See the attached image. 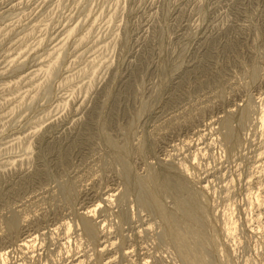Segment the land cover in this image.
<instances>
[{
  "label": "rangeland",
  "instance_id": "374dc122",
  "mask_svg": "<svg viewBox=\"0 0 264 264\" xmlns=\"http://www.w3.org/2000/svg\"><path fill=\"white\" fill-rule=\"evenodd\" d=\"M170 217L264 264V0H0V264H192Z\"/></svg>",
  "mask_w": 264,
  "mask_h": 264
},
{
  "label": "bare ground",
  "instance_id": "6f19581e",
  "mask_svg": "<svg viewBox=\"0 0 264 264\" xmlns=\"http://www.w3.org/2000/svg\"><path fill=\"white\" fill-rule=\"evenodd\" d=\"M78 105V104H77ZM219 120V119H218ZM226 127V126H225ZM18 140V139H17ZM152 181V180H151ZM144 193V192H143ZM152 202H155V200H151ZM93 212V211H92ZM190 212V211H189ZM188 213V212H187ZM189 217V216H188ZM168 229L166 231L167 235L172 237L176 242L177 246H180L182 248V255L185 257V259L188 261V263H192V264H206V258L204 256L203 253L198 252L196 254H192L191 252H189V245H193V244H200L201 241L199 238H188L187 236V232L186 231H179L178 229H176V225H175V220H173L172 217L168 218ZM178 224V223H177ZM87 226V225H86ZM87 229V228H86ZM91 231V230H90ZM92 232V231H91ZM88 235V234H87ZM90 235V234H89ZM192 239L191 241H189L188 239ZM173 241V243H174ZM29 242V241H28ZM173 246V245H172ZM194 246V245H193ZM186 247V248H185ZM180 248V249H181ZM198 254V255H197ZM209 264V263H208Z\"/></svg>",
  "mask_w": 264,
  "mask_h": 264
}]
</instances>
